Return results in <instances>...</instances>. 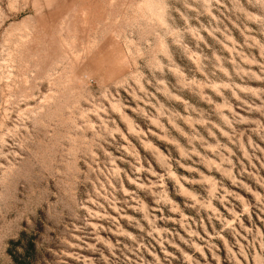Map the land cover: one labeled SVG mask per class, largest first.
<instances>
[{"label": "clouds", "instance_id": "9594fccd", "mask_svg": "<svg viewBox=\"0 0 264 264\" xmlns=\"http://www.w3.org/2000/svg\"><path fill=\"white\" fill-rule=\"evenodd\" d=\"M0 68V264H264V0H0Z\"/></svg>", "mask_w": 264, "mask_h": 264}, {"label": "rangeland", "instance_id": "374dc122", "mask_svg": "<svg viewBox=\"0 0 264 264\" xmlns=\"http://www.w3.org/2000/svg\"><path fill=\"white\" fill-rule=\"evenodd\" d=\"M21 42L26 43L23 37H21ZM97 42L95 40H88L82 46H80L79 39H73L70 43L65 42V47L68 50H72L73 48L79 46L80 51L76 52L74 55V59L77 61L81 60L88 53H93V65L96 68H103L109 65V63H114L118 57V52L115 49H108L104 52L96 53L94 50L96 49ZM12 54H10L11 56ZM4 65L7 67L9 75L13 74L12 68L13 65L9 63V61H4ZM3 68H0V72H3ZM89 72L87 75H91ZM69 86H71V77L69 78ZM127 127L129 131L135 129V124L131 119L124 117ZM158 143V141H157ZM163 148L164 146L161 145ZM144 148L148 149L152 152H156V148L152 144H144ZM161 162L163 163V157H159ZM183 173V170H180ZM131 188L132 186L129 185ZM171 189V184L169 185ZM179 202H182L181 198L176 197ZM32 225V226H29ZM29 224L27 221L21 222V231L19 233V237L15 240H10L8 242L9 246L7 249V254L11 257L13 264H35L37 258V237L38 235L44 231V228H47L48 225L46 221L43 219L40 213L37 214L36 217H33L32 220H29ZM171 226V225H170ZM59 251V249L52 250L50 253H45L49 259H51V254H55V252ZM82 255H86V253H81ZM223 255V251L221 252ZM209 260H211V254H209ZM69 264H75V262L70 261ZM214 264V262H213Z\"/></svg>", "mask_w": 264, "mask_h": 264}]
</instances>
